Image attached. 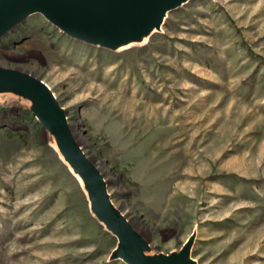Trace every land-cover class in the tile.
I'll list each match as a JSON object with an SVG mask.
<instances>
[{
	"label": "rangeland",
	"instance_id": "374dc122",
	"mask_svg": "<svg viewBox=\"0 0 264 264\" xmlns=\"http://www.w3.org/2000/svg\"><path fill=\"white\" fill-rule=\"evenodd\" d=\"M129 36L33 12L0 35V70L55 95L145 254L264 264V0H186ZM117 244L30 101L0 93V264H128Z\"/></svg>",
	"mask_w": 264,
	"mask_h": 264
},
{
	"label": "water",
	"instance_id": "95a60500",
	"mask_svg": "<svg viewBox=\"0 0 264 264\" xmlns=\"http://www.w3.org/2000/svg\"><path fill=\"white\" fill-rule=\"evenodd\" d=\"M185 1L0 0V35L27 14L38 12L69 36L111 45L117 34L160 23L165 13ZM0 93H12L30 101L32 112L52 135L60 156L83 184L90 211L117 239L116 256L128 264H195L186 248L175 257L145 254L144 244L108 202L101 178L71 139L62 111L40 81L0 70Z\"/></svg>",
	"mask_w": 264,
	"mask_h": 264
},
{
	"label": "bare ground",
	"instance_id": "6f19581e",
	"mask_svg": "<svg viewBox=\"0 0 264 264\" xmlns=\"http://www.w3.org/2000/svg\"><path fill=\"white\" fill-rule=\"evenodd\" d=\"M163 17H164V15L161 17L160 20H162ZM152 24H153V23L149 24L146 28H148V27H149L150 25H152ZM157 24H159V23H157ZM146 28H144V29H146ZM141 30H143V29H141ZM139 31H140V30H133L131 33H128V34L119 33V34H117L115 37H113V39L111 40L110 43H111L112 46L121 47V46L125 45V43H126L128 40H130V39H134V38H135V37H130L129 35H132V36H133V34L139 32ZM128 36H129V37H128ZM139 36H140V35H138V37H139ZM41 85H42L43 88L46 90V92L49 93L50 97H51L54 101H56V97H55V95H54L53 93H51V92L49 91V89H48L44 84L41 83ZM69 170H70V168H69ZM74 176H75L76 181L78 182V184L81 183L80 179H79L76 175H74ZM192 262H193V261H192Z\"/></svg>",
	"mask_w": 264,
	"mask_h": 264
}]
</instances>
